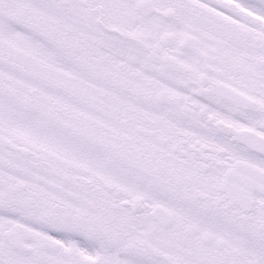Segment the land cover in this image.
<instances>
[{"label":"snow or ice","instance_id":"1","mask_svg":"<svg viewBox=\"0 0 264 264\" xmlns=\"http://www.w3.org/2000/svg\"><path fill=\"white\" fill-rule=\"evenodd\" d=\"M0 264H264V0H0Z\"/></svg>","mask_w":264,"mask_h":264}]
</instances>
